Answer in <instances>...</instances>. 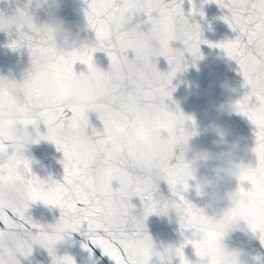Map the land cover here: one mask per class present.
<instances>
[{
  "label": "snow or ice",
  "instance_id": "6c2138e0",
  "mask_svg": "<svg viewBox=\"0 0 264 264\" xmlns=\"http://www.w3.org/2000/svg\"><path fill=\"white\" fill-rule=\"evenodd\" d=\"M184 3L84 0L85 25L94 38L54 56L48 71L71 75L79 62L93 73L97 102L91 113L101 128L90 124L89 114L48 97L40 79L18 85L0 77V100L19 110L14 120L0 121V127L42 124L40 139L62 153L63 167L61 180L41 179L32 171L30 157L0 139V264H20L19 257L30 256L34 244L44 246L41 224L28 215L30 205L38 201L60 209L71 233L83 228L90 244L113 264H149L152 256L161 260L176 256L179 264H192L182 251L187 244L198 257L196 264H205L203 246L212 234L200 227L204 211L184 195L190 187L184 146L195 134V122L166 102L171 101L176 73L187 68L189 59L194 66L202 58L201 44L222 50L242 78L246 91L235 101L236 114L253 125L254 145L252 159L240 162L244 171L236 189L241 196L259 197L264 206V0H201L199 6L187 0V11ZM205 3L222 9L219 19L233 38L215 43L203 39L199 24L189 18L203 19ZM49 42L39 30L28 32L19 26L8 47H24L37 56ZM97 51L107 56V70L94 64ZM158 57L167 62V72L157 68ZM113 129L119 133L116 138L109 135ZM161 180L167 184V198L159 193ZM133 198H138L139 210ZM169 211L175 213L183 239L161 253L155 250L145 221L149 215ZM252 231L264 245V222L252 225ZM48 253L51 264H74L67 254L50 249Z\"/></svg>",
  "mask_w": 264,
  "mask_h": 264
},
{
  "label": "water",
  "instance_id": "95a60500",
  "mask_svg": "<svg viewBox=\"0 0 264 264\" xmlns=\"http://www.w3.org/2000/svg\"><path fill=\"white\" fill-rule=\"evenodd\" d=\"M194 2L197 6L201 4V0H194ZM22 6L23 0H0V11L11 12ZM84 7V0H60V6L54 13L55 16L63 18L73 26L78 25L81 29L79 39L75 44L61 42V46L65 50L87 43L94 38L93 33L85 25ZM184 8L187 11V0H185ZM202 10L204 12L203 19L199 15L189 19L190 22L195 20L199 24L203 39L215 43L225 38H233L234 33L227 24L219 19L223 14L222 9L215 3H205ZM38 16L40 20L51 18L50 14L44 10H40ZM16 38L17 29L15 27L7 34L0 32V77L19 81L29 66L30 56L24 47L15 50L8 47L10 41ZM200 51L202 58L196 60L194 66L193 61L189 59L187 68L176 73L171 81V85L174 87V91L171 93V101H166L171 108L175 109L178 106L183 114L193 118L196 134L189 137L188 145L193 148H209L212 151H218L211 141L218 138L212 130L213 126L220 124L230 130V135L226 137L229 141L240 138L241 145L251 149L254 145L253 125L241 115L227 114L218 110L219 105L229 100L236 101L246 91L242 87V78L238 74L235 62L226 61L223 58L222 50L209 47L207 44H201ZM217 56L222 58L217 59ZM93 62L102 70L108 69L109 61L101 51L93 54ZM73 67L76 72L86 70V66L79 62ZM157 68L162 72L168 71L169 66L163 57L157 58ZM224 82L230 85V90L225 91L220 87ZM89 122L93 127H102L95 113H89ZM188 127L189 130H192L191 124H188ZM40 130L41 132L44 131L42 124ZM175 152L178 155L180 149L177 148ZM26 155L30 157L31 169L38 177L41 179L51 177L55 180H61L63 176V167L60 163L62 153L56 149L53 143L41 140L38 144L33 145ZM186 155L190 158L192 153L187 152ZM251 159L252 156L249 153L243 161L239 162L248 163ZM199 174L207 175L208 173L201 169ZM189 184V189L184 193L186 199L201 208L206 214H211L217 210V205L210 204L207 196L200 195L196 191L193 181L190 180ZM158 187L162 196L165 198L170 196L166 182L159 181ZM225 187L235 188L236 182H230ZM132 203L139 210L138 198H133ZM28 215L33 221L42 225L59 218L60 209L54 206H46L38 201L30 205ZM145 227L156 251L163 253L165 248L178 246L182 242L183 238L180 235L177 217L172 211L167 214L149 215L145 221ZM83 233V228L79 232L71 233L70 244L58 245L57 255L67 254L71 256L74 264H113L110 258L102 254L99 248L90 244ZM229 244L243 248L247 252L248 264H264V245L259 240L249 241L243 235L235 233ZM82 245H87V248L82 247ZM88 249H91V254ZM182 251L186 259L192 264H196L198 257H196L190 244L185 245ZM19 259L20 264H51L52 258L46 249L34 244L30 256L27 258L19 257ZM149 264H179V261L176 256H170L163 260L152 256Z\"/></svg>",
  "mask_w": 264,
  "mask_h": 264
},
{
  "label": "clouds",
  "instance_id": "9594fccd",
  "mask_svg": "<svg viewBox=\"0 0 264 264\" xmlns=\"http://www.w3.org/2000/svg\"><path fill=\"white\" fill-rule=\"evenodd\" d=\"M60 0H23V6L11 12L0 11V32L9 33L14 27L23 26L25 31L39 30L49 37V46L37 56H30L29 66L17 84L29 80L40 79L41 87L52 99L63 101L67 106L78 109L88 115L97 102L94 88V75L86 70L71 75L48 71L53 57L58 56L64 48L61 42L75 44L80 36V26H73L63 18L55 16ZM44 10L50 19L40 20L38 12ZM154 28L155 25H152ZM90 44L91 42H87ZM222 57L217 56V59ZM226 61H231L223 57ZM220 87L228 91L230 85L224 82ZM218 110L227 114L236 113L235 101H227L218 106ZM18 108L6 100H0V121H12L16 118ZM217 139L211 141L218 151L209 148H193L184 146V159L187 162L186 175L194 182L196 191L207 196L210 204L217 205L216 211L202 216L200 227L205 233H211L203 246L205 264H248L247 252L240 247L230 246L229 242L235 233L246 237L249 241L259 240V234L252 231V225L264 222V206L259 197L241 196L237 189L225 187L230 182L238 181L244 171L239 161H243L250 149L242 146L240 138L229 141L226 137L230 130L220 124L212 128ZM196 134V129H194ZM194 134V135H195ZM39 125L17 126L14 123L0 127V139L11 149L26 155L33 145L41 139ZM113 138L119 133L113 129L109 133ZM191 152V157L186 153ZM201 169L207 175H200ZM39 235L44 249L57 253L58 245H69L71 225L61 216L51 223L42 224Z\"/></svg>",
  "mask_w": 264,
  "mask_h": 264
}]
</instances>
